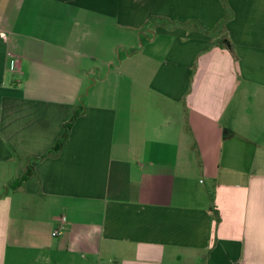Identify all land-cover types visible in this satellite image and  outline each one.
Instances as JSON below:
<instances>
[{
    "label": "crops",
    "instance_id": "obj_1",
    "mask_svg": "<svg viewBox=\"0 0 264 264\" xmlns=\"http://www.w3.org/2000/svg\"><path fill=\"white\" fill-rule=\"evenodd\" d=\"M4 188L0 264H264V0H0Z\"/></svg>",
    "mask_w": 264,
    "mask_h": 264
},
{
    "label": "trees",
    "instance_id": "obj_2",
    "mask_svg": "<svg viewBox=\"0 0 264 264\" xmlns=\"http://www.w3.org/2000/svg\"><path fill=\"white\" fill-rule=\"evenodd\" d=\"M212 33H213V35H215L214 32H212ZM210 34H211V32H210ZM218 45L220 47L224 48V49H228V50L230 49V50H232L231 43L226 38H224V37L221 38L218 41ZM79 114H81V113L80 112H74V114H73L72 118L70 119V121L67 124H65V128H64L65 130H64V133H63L62 137L57 142L56 146L46 154V156L49 155V154H52L54 152H57V151H59L61 149V147L63 146V144L65 143V141L68 139L69 134H70V130L72 128V125L75 122V120H76V118L78 117ZM32 174H33V169H32V166L30 165L28 167L26 173L23 175V177L19 181H16L13 185L15 187L21 185L22 182L25 181V180H27ZM214 215H215L217 221H219L220 218H219L218 212L216 210L214 211Z\"/></svg>",
    "mask_w": 264,
    "mask_h": 264
},
{
    "label": "rangeland",
    "instance_id": "obj_3",
    "mask_svg": "<svg viewBox=\"0 0 264 264\" xmlns=\"http://www.w3.org/2000/svg\"><path fill=\"white\" fill-rule=\"evenodd\" d=\"M116 63H118V61H117ZM105 71H106V69H105ZM106 72H107V71H106ZM255 107H257V105H256ZM256 114L259 115V113H256ZM251 119H254V116H252ZM5 178H6L7 180H9L8 184H9V185H12V184H11V183H12V180H10L11 175L8 174L7 176H5ZM6 188L9 189V192L12 190L10 187H6ZM6 188H4V189H0V191H2V194L5 193V192L7 191Z\"/></svg>",
    "mask_w": 264,
    "mask_h": 264
},
{
    "label": "built area",
    "instance_id": "obj_4",
    "mask_svg": "<svg viewBox=\"0 0 264 264\" xmlns=\"http://www.w3.org/2000/svg\"><path fill=\"white\" fill-rule=\"evenodd\" d=\"M1 35H2V36H5L4 33H1ZM64 223H65V218L62 219V224L64 225ZM61 231H62V230H61ZM61 231H59V230H55V231L52 233V235H53V236H58V235L61 234V233H60Z\"/></svg>",
    "mask_w": 264,
    "mask_h": 264
}]
</instances>
